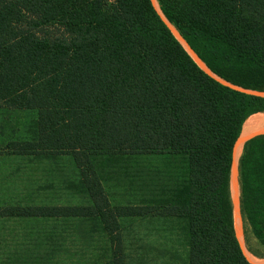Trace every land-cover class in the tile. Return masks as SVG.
I'll return each mask as SVG.
<instances>
[{
  "label": "trees",
  "instance_id": "obj_1",
  "mask_svg": "<svg viewBox=\"0 0 264 264\" xmlns=\"http://www.w3.org/2000/svg\"><path fill=\"white\" fill-rule=\"evenodd\" d=\"M155 1L159 12L152 0H0V108L33 116L29 137L7 147L70 156L87 198L0 207V217L87 218L117 250L120 218L174 217L184 264H264L240 247L231 184L234 145L264 113V0ZM251 134L238 208L264 247V129ZM119 154L177 156L185 178L155 203L112 205L93 161Z\"/></svg>",
  "mask_w": 264,
  "mask_h": 264
},
{
  "label": "rangeland",
  "instance_id": "obj_2",
  "mask_svg": "<svg viewBox=\"0 0 264 264\" xmlns=\"http://www.w3.org/2000/svg\"><path fill=\"white\" fill-rule=\"evenodd\" d=\"M32 117L30 112L0 108V207L86 203V196L74 188L79 175L70 156L17 155L7 147L29 137L26 125ZM255 131L247 132L244 141ZM93 162L112 205L155 203L185 178L184 164L177 156L119 154ZM234 227L246 255L264 262V247L243 225L240 213ZM119 228L121 247L117 250L87 218L0 217V264H116L118 258L122 264L186 262L183 220L130 216L119 219Z\"/></svg>",
  "mask_w": 264,
  "mask_h": 264
},
{
  "label": "bare ground",
  "instance_id": "obj_3",
  "mask_svg": "<svg viewBox=\"0 0 264 264\" xmlns=\"http://www.w3.org/2000/svg\"><path fill=\"white\" fill-rule=\"evenodd\" d=\"M152 3L154 5V7L157 9V11L159 12V9H158L156 1L152 0ZM172 32L174 33L175 37L180 41V43L185 48V50L188 52V54L194 59V61L200 67H202L203 70L208 72V70L204 67V65L198 60V58L193 54V52L186 46L184 41L179 37L177 32L174 29H172ZM256 129H264V113H258V114H256L255 116H253L251 119H249L247 121V123L244 125V128L242 129V133L240 134L239 138L237 139V141H236V143L234 145V149H233L234 153H233V163H232L231 175H232V178H233V183H232V196H233L232 202H233V204L232 205H233V209H234V211H233L234 212L233 219H234L235 224L238 222V219H239L238 182H237V174H238V172H237V162L238 161L237 160H238V156H239V153H240V149H241V147L243 145V142H244V135L247 132L255 131ZM249 135H252V134H248L247 136H249ZM236 234L238 236V239H239L240 243H242L243 239L241 240V237H240V234H239L238 230H236Z\"/></svg>",
  "mask_w": 264,
  "mask_h": 264
},
{
  "label": "water",
  "instance_id": "obj_4",
  "mask_svg": "<svg viewBox=\"0 0 264 264\" xmlns=\"http://www.w3.org/2000/svg\"><path fill=\"white\" fill-rule=\"evenodd\" d=\"M201 68V67H200ZM206 68V67H205ZM205 71V70H204ZM242 132V131H241ZM241 134V133H240ZM240 136V135H239ZM239 138V137H238ZM244 144V143H243ZM242 147H243V145H242ZM242 151V150H241Z\"/></svg>",
  "mask_w": 264,
  "mask_h": 264
}]
</instances>
